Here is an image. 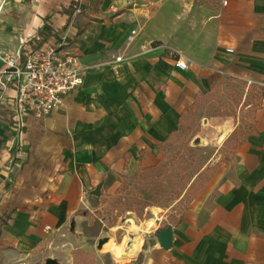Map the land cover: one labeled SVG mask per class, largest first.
<instances>
[{
    "label": "crops",
    "instance_id": "obj_1",
    "mask_svg": "<svg viewBox=\"0 0 264 264\" xmlns=\"http://www.w3.org/2000/svg\"><path fill=\"white\" fill-rule=\"evenodd\" d=\"M70 1L4 0L0 12V173L14 170L0 201V216L10 215L0 228V264H39L42 246L68 226L80 234L94 201L116 196L124 176L162 160L159 146L182 115L203 111L214 101L199 109L202 96L238 82L262 96L256 134L175 217L172 208L146 210L152 242L143 264H264V0H103L100 7L82 0L63 29L67 17L58 12ZM49 17L62 33L48 43L75 58L84 84L47 120L30 118L20 141L12 128L18 81L4 74L6 58ZM240 116H205L201 140L214 144L205 136L217 135L223 145L244 127ZM169 225L173 245L164 250L157 233Z\"/></svg>",
    "mask_w": 264,
    "mask_h": 264
},
{
    "label": "trees",
    "instance_id": "obj_2",
    "mask_svg": "<svg viewBox=\"0 0 264 264\" xmlns=\"http://www.w3.org/2000/svg\"><path fill=\"white\" fill-rule=\"evenodd\" d=\"M81 3L82 0H71L65 10L58 12L59 15L67 17L63 29H66L74 20L77 10L81 7ZM102 3L103 0H97L96 7H100ZM121 13L122 11L117 12L116 15H120ZM61 33L62 31L56 29L52 18H46L44 26L38 30V33L32 36L21 47V65L24 64L26 55L29 52H34L42 48L56 35ZM238 85H242L243 90L241 94L238 93L234 99L232 97V95L236 93V91L233 90L234 86L230 85L227 87V91L229 90L232 92V101L222 102V97L226 96L225 91L222 93L221 87H218L214 92L202 96L203 100L198 105L200 109L204 104L214 101L212 102L215 107L213 116L216 117H238V115L240 116L241 114L240 119L241 122L244 123V127L238 126L232 136L224 143L222 148L223 154L218 163L215 166L205 168L203 171H201V169L198 173L192 175L190 173L192 164L187 162V157L184 155L181 146L178 148L173 158L172 155L169 156L168 149L176 146L172 144L174 142L173 140L180 139L179 136L187 135L192 131L191 128L193 126L194 115L190 113L184 116L182 115L179 130L168 139L166 144H161L159 146L163 153L162 160L153 167L140 168L139 172L132 177H123L122 186L116 196H114L117 197L116 200H121L119 196H122L126 191L128 192L129 188L133 186L134 189L140 191V195H143L144 199L148 200L146 203H138L141 209L129 204L127 209H125L127 213H133L135 211L137 213H143L145 209L147 210L150 207H169L173 202H176L175 207L181 209L189 207L211 181L218 169L223 164L231 161L239 144L245 141L250 135L256 134L254 128V113L261 106L262 96L257 90H250L246 93L245 85L241 82H238ZM186 150L188 156L193 158V148L187 146ZM13 179V169H10L7 177L0 173V201L13 187ZM101 201H94L93 206L99 207ZM87 214L89 213L87 212ZM99 215L102 216L103 214ZM9 219L10 215L6 218L0 216V228L2 225L7 224ZM102 229V225L98 220H93L89 226V230H94L93 237H97ZM74 264H95V256L81 252L76 256Z\"/></svg>",
    "mask_w": 264,
    "mask_h": 264
},
{
    "label": "rangeland",
    "instance_id": "obj_3",
    "mask_svg": "<svg viewBox=\"0 0 264 264\" xmlns=\"http://www.w3.org/2000/svg\"><path fill=\"white\" fill-rule=\"evenodd\" d=\"M217 1L220 0H210L209 2L212 3ZM3 3L0 5V11L2 10ZM233 90L236 91V93L232 95L234 99L238 93L241 94L243 86L237 84L234 86ZM225 94L226 96L222 97V102L232 101V92L228 90ZM214 108V103H210L203 109V111H197L193 118L192 131L187 135L179 136L180 139L173 140L174 142L172 144H175L176 146L168 149L169 156L172 155L173 158L176 155L178 148L181 146L184 155L187 157V162L192 164V167L190 168V173L192 175L198 173L205 166H208L210 162L218 158L220 160L223 154L222 148L224 144H219L223 139L222 137L220 138L217 135H214V137H211L210 135L205 136V138L207 137L211 141L214 140V144H204L203 140H201V136L204 135L200 132V122L205 116L209 117L213 115ZM197 139H199V143L197 142ZM187 146L193 148V158L188 156L186 150ZM119 197L121 198L119 201L116 200L117 197H105L102 199L99 207L93 206L92 203V207H90L92 212L84 214L86 215L84 216L86 220L83 222L82 226L79 227L80 234H73L72 227L68 226L63 235L59 234L55 237V241H51L42 246V254L39 259V264H46V261L49 258L57 260L58 264H74L76 256L81 252L94 255L95 264H115L111 253H104L102 250L97 249L98 241L102 238H109V241L106 244L112 241L117 245H121L126 240L131 241L135 237L134 235H138V239L143 240V245L140 251L134 254L133 260L128 264H143L144 256L142 250L144 249V244L146 242L148 245L152 242L150 241V238L152 237H149L152 233L147 231L148 227L146 225L152 216L150 213H147L146 209L143 213H137L136 211L133 213H127L125 209H127L129 204L141 209L140 204L146 203L148 200L144 199V196H141L140 191L134 189V186L129 188L128 192L126 191ZM139 202L140 204H138ZM175 203L176 202H173L169 207H161L160 209L166 211L164 208H172L168 213V216L172 214V216L175 217L177 214L176 210H179V207H175ZM158 212L162 215L164 214L161 211ZM99 214L103 215L100 216ZM157 214L160 215L159 213ZM93 220H98L103 228L97 237H93L94 230H89V226Z\"/></svg>",
    "mask_w": 264,
    "mask_h": 264
},
{
    "label": "built area",
    "instance_id": "obj_4",
    "mask_svg": "<svg viewBox=\"0 0 264 264\" xmlns=\"http://www.w3.org/2000/svg\"><path fill=\"white\" fill-rule=\"evenodd\" d=\"M81 12V9L77 10V14ZM60 48V45L47 43L29 52L22 65L20 51L6 58L4 74L9 80L18 81L12 128L20 141L30 118L47 120L52 113L65 108L66 97L84 84V73L75 58L61 54ZM177 67L187 69L182 61L177 62Z\"/></svg>",
    "mask_w": 264,
    "mask_h": 264
},
{
    "label": "bare ground",
    "instance_id": "obj_5",
    "mask_svg": "<svg viewBox=\"0 0 264 264\" xmlns=\"http://www.w3.org/2000/svg\"><path fill=\"white\" fill-rule=\"evenodd\" d=\"M134 236L135 237L131 241L126 240L121 245H117L110 241L108 244L103 246L102 252L111 253L115 264H128L131 260H133L134 254L140 251L143 245V240L138 239V235ZM128 244H130L129 247Z\"/></svg>",
    "mask_w": 264,
    "mask_h": 264
},
{
    "label": "water",
    "instance_id": "obj_6",
    "mask_svg": "<svg viewBox=\"0 0 264 264\" xmlns=\"http://www.w3.org/2000/svg\"><path fill=\"white\" fill-rule=\"evenodd\" d=\"M197 142L199 143V139H197ZM94 196L99 197V190H96L94 192ZM173 236H174V230L172 226H166L164 229L159 231L157 233V241L159 243V246L164 250H170L173 245ZM109 241V238H102L98 241L97 249L102 250L103 246ZM130 244H128V247ZM46 264H58L57 260L49 258L46 261Z\"/></svg>",
    "mask_w": 264,
    "mask_h": 264
}]
</instances>
